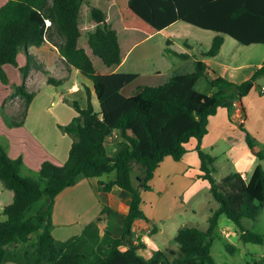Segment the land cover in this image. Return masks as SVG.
<instances>
[{"label":"trees","instance_id":"trees-1","mask_svg":"<svg viewBox=\"0 0 264 264\" xmlns=\"http://www.w3.org/2000/svg\"><path fill=\"white\" fill-rule=\"evenodd\" d=\"M84 1L6 0L0 6L3 83H8V79L2 66H17V55L23 49L26 64L19 68L23 78L35 68L47 76L48 83L59 85L61 81L49 76L44 65L27 52L28 47H39L48 41L57 47L66 65L78 70L91 84L84 85V107L74 98L67 99L76 115L65 127L72 142L62 164L45 160L35 175L22 177V160L10 158L0 147V182L13 193L12 202L2 208L5 219L0 221V264L9 257L19 264H215L210 249L221 215L238 227L243 242L262 243L263 236L246 228L242 220H255L264 208V168L257 165L246 180L236 172L217 180L212 175L215 158L202 150L201 141L207 132L208 116L219 107L231 113L233 102L240 103L259 72L236 84L220 77L203 59L219 52L224 35L242 45L264 43V0H112L122 25L144 35L154 34L178 20L215 32L207 49L183 40L184 47L196 50L191 56L169 50L182 59L192 57V72L172 75L156 86L139 87L128 97L120 90L137 74L97 71L91 55L79 45ZM106 19V11L90 7L86 25L93 28L86 34V44L108 71L122 62L123 54L117 31ZM201 78L214 88L212 94L195 88ZM11 89L10 97L23 99L25 113L33 94L24 83L12 84ZM92 93L98 109L92 104ZM114 132L119 139L110 152L106 141ZM191 139L196 141L200 177L207 180L217 207L210 211L206 228L187 225L177 230L174 237L177 249L154 251L145 259L137 253L145 244L132 232L135 220L149 222L141 208V192L149 189L148 181L163 158L180 160ZM245 142L259 160L264 158V151L256 150V140L246 131ZM109 173H114V179L99 181L98 190L109 192L117 186L131 195L121 235L114 239L109 254L100 256L95 249L99 241L95 221L78 237L58 242L51 234L56 195L80 178ZM151 231H155V226ZM35 232L37 235L32 238ZM225 249L234 251L229 243Z\"/></svg>","mask_w":264,"mask_h":264},{"label":"crops","instance_id":"crops-1","mask_svg":"<svg viewBox=\"0 0 264 264\" xmlns=\"http://www.w3.org/2000/svg\"><path fill=\"white\" fill-rule=\"evenodd\" d=\"M5 2L6 0H0V6ZM111 4L114 5L112 0ZM86 19L85 16L83 25L80 23L81 35L85 34V40L87 32L93 28V25H86ZM106 21L110 23L108 14ZM180 21H175L158 33L136 37L125 51L121 48L122 62L111 70H101V72L137 74L133 81L120 90L127 97L134 94L139 87L156 86L172 75L192 72L194 70L192 57L182 59L168 51L172 60L167 61L161 55L162 48H164L163 42L160 46L161 49H158L160 57H157V52L155 53L147 44L148 41L158 35H161L162 39H170L171 36L168 35V31L173 34L170 29L178 25ZM48 22L50 24L49 20ZM203 31L206 32H192V38L196 39L198 44L201 43L199 44L201 48L207 49L215 32L208 29H203ZM234 41L236 42L232 37L224 35L219 52L212 58L203 59L220 77L236 84L249 79L255 72L259 71L250 91L242 97L239 103L244 114L242 123L238 119L240 112L234 108L229 113L225 107H219L214 114L208 116L207 132L202 137L201 148L215 160L218 159L219 155H224V160L230 164L228 171L224 169L227 173L223 174V168L219 169L218 177H215L216 166L214 168L213 165L212 175L217 180L233 172L239 173L246 180L255 167L257 165L262 166L261 163L264 162V158L259 160L245 142L246 131L256 140V150L264 151V52L260 57H244L245 52L240 46H236ZM80 46L89 54L86 47ZM167 47L169 50L185 52L190 56L196 51L194 48L184 47L182 43L171 41ZM23 52L25 54V50ZM27 52L33 55L37 62L44 65L49 76L55 80H60L61 83L59 85L48 83L47 76L35 68H31L27 76L23 78L19 68L26 64V54L18 53L17 66L11 64L2 66L8 83H3L0 80V147L10 158L22 160L23 165L20 170V175L21 173L24 174L21 175L22 177L35 175L45 160L54 164H62L66 160L72 140L65 127L76 113L69 106V108L65 106L66 104L62 102L63 97H79L80 102L78 103L80 107H84L86 99L84 85L91 86L90 82L78 70L66 65L57 47L50 42L45 41L39 47L30 46L27 48ZM243 59L245 61H242ZM21 83H24L27 91L33 94L25 113L22 98L18 96L8 97L12 91L11 85ZM213 92L214 88H211L208 94ZM91 101L94 108L98 109L97 99L93 93ZM15 123L18 125H14ZM61 127H63L62 132ZM113 135L116 133L114 132ZM117 141L118 139L106 141V146L110 152L115 149ZM195 144L196 141L191 139L186 144L188 153L186 152L178 161L173 160L170 156L164 157L149 180L152 190L141 192V208L147 213L145 214L149 218V222L143 219L135 220L132 225V232L145 244V248L137 250V253L145 259L150 258L154 251L166 248L177 249L174 237L180 227L199 226L196 222L186 219L185 222L189 224L179 222L175 225V233L172 237L173 245L164 247L156 242L155 237L164 232L167 220L175 218L176 214L181 212L187 217L189 212L186 213L185 211L186 205L192 202L191 211L194 213L196 207L199 209L207 203L208 200L205 202L204 197H209V194L211 196L207 180L200 177L202 174L200 159L197 152L192 151ZM113 179L114 173L90 179L83 178L56 195L52 210L51 234L58 242H65L68 239L78 237L87 225L95 221L99 236L95 249L100 256L109 254L114 239L121 235L123 217L131 201L130 193L123 192L124 190L117 186H113L109 192L98 190L99 181L108 182ZM93 189L97 191L98 200L94 196ZM12 200V191L4 188L0 182V214H2V208L10 204ZM102 203L104 205H101ZM167 203H169L168 207H166ZM214 208H209L207 217ZM150 218L157 223L153 233L151 231L153 221ZM230 222L224 221L220 225L218 219L215 234L225 237H231L232 232L236 234L237 232L234 228L232 229ZM206 226L199 227L206 228ZM236 235L239 238V235ZM153 236L154 238L151 239ZM17 247L22 246L18 245ZM148 247L151 252L146 256ZM3 264L19 263L9 257Z\"/></svg>","mask_w":264,"mask_h":264},{"label":"rangeland","instance_id":"rangeland-1","mask_svg":"<svg viewBox=\"0 0 264 264\" xmlns=\"http://www.w3.org/2000/svg\"><path fill=\"white\" fill-rule=\"evenodd\" d=\"M93 6H96V7L107 12L110 24L117 31V34H118V37L120 40V44H121V48L123 51H125L130 46L132 40H135L136 37H141L142 35L144 36V34L142 32L137 31V30H133V29L125 28L122 25L118 11L115 8V6L111 4V0H85L83 5H82V8H81V15H80L82 25L84 23L85 16L86 17L88 16L90 7H93ZM170 30L173 31V34H170L168 31V35L171 36L170 39L169 38L162 39L161 35H158L157 37H155V38H153L147 42L148 46H150L155 51V53L157 52V57H160V55L158 53V49H161L160 46L163 42L164 48H162L161 55L167 61L172 60L171 55H169V53H168L169 48L167 47V40H170L171 42H176V43H182L183 40H187L189 43L198 44V42L195 41L196 39L192 38L193 37L192 32H206V31H203L202 28L192 26V25L187 24L183 21H180L178 23V25L173 26ZM236 42H238V41H236ZM236 42H235L236 46H240V48L245 52V54L243 55L244 57H247V56L260 57L262 55V53L264 52V43H256L254 45L248 46V45H242L239 42L238 43H236ZM79 43H80V45H83L84 47H86L88 49V52L92 58V63L94 65V68L97 71L107 70V68L103 65L101 60L97 56L91 54L88 46L86 45L84 33L81 35V37L79 39ZM199 44H201V43L199 42ZM19 53H22L23 55H25L23 52V49ZM195 53H196V51H195ZM242 61H245V59H243ZM71 81H72V77H71ZM195 88L198 91H201L203 93L208 94L212 87L207 83V81L204 78H201L197 81ZM10 95H11V93L9 94L8 97H10ZM69 98L70 97H63L62 102H64L66 104L65 105L66 107L69 106L74 111L72 105L67 100ZM74 99H76V101L80 102L79 97H76ZM62 128L63 127H61V132H62ZM116 139H119V138L116 136ZM192 151H196L195 148ZM223 156L224 155H222V154L219 155L218 159L215 160V162L213 163L214 168L216 166L215 177H218L219 172H220L219 171L220 168H223L222 170L225 169L228 171V169L230 167V164L224 160ZM261 164H262V167L264 168V162ZM225 170L222 172L223 174L227 173V171H225ZM21 175H24V174L21 173ZM29 176H31V175H29ZM133 176L134 175L132 174V183H133V185H135V180H134ZM80 179H83V178H80ZM148 185H149V189L143 190V191L152 190V186L149 184V181H148ZM93 191H94L95 198L98 200L99 197H98L97 191L95 189H93ZM123 192H125V191H123ZM208 196L209 197H204L205 202L208 200L207 203H205L199 209L197 207L194 209L196 213L195 212L192 213V211H191V207H192V205H191L192 202H191L189 205H186V207H185L186 213L189 212L187 217L184 213L181 212L180 214H176L175 218H173L171 220H167L165 222L166 227H165L164 232L156 235V237H155L156 242L162 244V246H164V247H169L170 245H173L174 242H173L172 237L175 233L174 227L179 222L189 224L188 222H185L186 219L187 220L190 219V221L196 222L200 227H205L206 226V217L209 213V208H214L217 206V203L210 196V194ZM101 205H104V204L102 203ZM168 206H169V203L166 204V207H168ZM143 211H145V210H143ZM145 213L146 212H144V214ZM146 214H145V216H146ZM4 219H5V216L3 214H0V221H3ZM150 220L153 221L152 227L157 226L156 221H154L151 218H150ZM224 221L229 223L230 220L225 215H221L219 218V224L221 225ZM242 223L249 230L254 231V232L258 233L259 235L263 236L262 243L259 244V243H252V242H246V243L243 242L236 235V234L239 235L240 230L238 229L237 226H235V224L232 225L233 223L230 222L232 229L234 228V230L237 233L235 234L232 232L231 237H225L222 235H216L215 236L213 243H212V246H211V249H210V253L214 259L215 264H264V208L261 209V211L259 212V214L255 220L243 219ZM36 235H37V233L35 232V233L31 234V237L35 238ZM152 238H154V236L151 237V239ZM226 243H229L234 247L233 253H231L225 249ZM148 249H149V247H148ZM150 252L151 251L149 249L148 252L145 253V255L148 256L150 254Z\"/></svg>","mask_w":264,"mask_h":264},{"label":"built area","instance_id":"built-area-1","mask_svg":"<svg viewBox=\"0 0 264 264\" xmlns=\"http://www.w3.org/2000/svg\"><path fill=\"white\" fill-rule=\"evenodd\" d=\"M48 24H49V22H48V20H46V25H48ZM232 105H233V108L235 110L240 112L238 119H239L240 123H242L244 121V114L242 113V110L239 107V103L237 101H234ZM112 139L115 140L116 139V135L112 134V135L107 137V140H112Z\"/></svg>","mask_w":264,"mask_h":264}]
</instances>
